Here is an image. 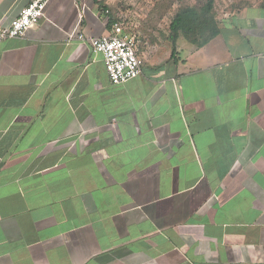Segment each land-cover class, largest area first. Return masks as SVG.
Listing matches in <instances>:
<instances>
[{"label": "crops", "instance_id": "obj_1", "mask_svg": "<svg viewBox=\"0 0 264 264\" xmlns=\"http://www.w3.org/2000/svg\"><path fill=\"white\" fill-rule=\"evenodd\" d=\"M103 6L51 0L0 44V264H264V4L174 59L145 43L124 84Z\"/></svg>", "mask_w": 264, "mask_h": 264}, {"label": "rangeland", "instance_id": "obj_2", "mask_svg": "<svg viewBox=\"0 0 264 264\" xmlns=\"http://www.w3.org/2000/svg\"><path fill=\"white\" fill-rule=\"evenodd\" d=\"M208 0H102L111 15L123 25L125 32L135 36L140 50L147 42L169 41V26L174 14L182 7L204 5ZM264 4V0H214V14L219 18L241 8Z\"/></svg>", "mask_w": 264, "mask_h": 264}, {"label": "built area", "instance_id": "obj_3", "mask_svg": "<svg viewBox=\"0 0 264 264\" xmlns=\"http://www.w3.org/2000/svg\"><path fill=\"white\" fill-rule=\"evenodd\" d=\"M50 1L32 0L10 26L0 27V44L5 40L23 38L30 29L37 27ZM139 44L138 39L127 34L118 22L113 24L107 36L92 41L93 51L103 56L112 84H124L142 75L144 63Z\"/></svg>", "mask_w": 264, "mask_h": 264}, {"label": "trees", "instance_id": "obj_4", "mask_svg": "<svg viewBox=\"0 0 264 264\" xmlns=\"http://www.w3.org/2000/svg\"><path fill=\"white\" fill-rule=\"evenodd\" d=\"M103 9L106 11L107 7L103 6ZM115 23L117 20L110 15L109 24L113 26ZM218 35L219 25L214 14V0H208L200 7H182L174 14L169 26L168 40L172 45V58H175L180 37L201 48Z\"/></svg>", "mask_w": 264, "mask_h": 264}]
</instances>
